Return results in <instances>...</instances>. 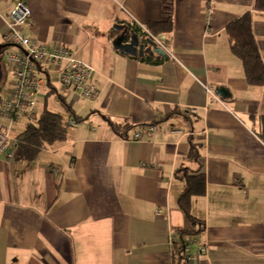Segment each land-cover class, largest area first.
Returning a JSON list of instances; mask_svg holds the SVG:
<instances>
[{"label":"crops","instance_id":"obj_1","mask_svg":"<svg viewBox=\"0 0 264 264\" xmlns=\"http://www.w3.org/2000/svg\"><path fill=\"white\" fill-rule=\"evenodd\" d=\"M18 1L0 0V44ZM24 1L32 14L24 33L92 66L100 96L66 91L50 108L59 82L52 73L37 116L62 114L61 106L81 121L33 161L16 152L29 122L0 118V129L10 131L0 150V264H172L174 234L199 230L179 207L186 182L177 172L199 167L206 192L192 198L191 212L203 229L188 263L264 264V86L250 87L226 33L252 12L264 61V12L253 9L255 0H174V29L165 34L173 58L114 47L120 21L145 33L162 21L159 2ZM1 71L0 89L11 81L8 95L14 72L4 60ZM205 86L230 96L218 95L223 105L211 101ZM151 125L152 134L133 140ZM191 142L200 164L188 158Z\"/></svg>","mask_w":264,"mask_h":264},{"label":"built area","instance_id":"obj_2","mask_svg":"<svg viewBox=\"0 0 264 264\" xmlns=\"http://www.w3.org/2000/svg\"><path fill=\"white\" fill-rule=\"evenodd\" d=\"M31 9L24 0H19L9 15L4 43L16 46L19 52L6 51L3 60L10 67L15 76V83L6 98L0 99V118L10 122L26 118L33 120L37 114L39 91L47 86L52 73H55L63 89L75 94L78 98L96 101L100 90L94 81L95 70L86 62L78 59L68 49L59 45H45L28 37L24 28L30 25ZM149 38L156 46L173 58L166 36H153ZM211 101L223 105L221 98L215 90L205 86ZM157 129L151 125L138 131L133 140L140 141L144 134H152ZM10 141V131L0 129V150L5 149ZM195 240L190 242L187 251L190 253ZM206 251V248L203 249Z\"/></svg>","mask_w":264,"mask_h":264},{"label":"trees","instance_id":"obj_3","mask_svg":"<svg viewBox=\"0 0 264 264\" xmlns=\"http://www.w3.org/2000/svg\"><path fill=\"white\" fill-rule=\"evenodd\" d=\"M159 2L162 6V21L148 24L147 32L137 25L127 23V25L138 35L153 36L170 33L174 29L173 11L174 0H151ZM254 10L264 12V0H255ZM124 23L120 21L119 24ZM226 33L232 53L243 63L246 79L253 88L264 86V61L260 53L257 39L253 27V13L248 12L238 20L232 22ZM146 39H150L147 37ZM5 46H8L4 43ZM49 86L51 85L49 79ZM62 98V97H61ZM81 120L76 115L70 117V121H65L62 114L50 110H45L39 116L29 121L26 130L19 135L16 141L17 156L21 160H35L45 146H52L67 140L70 126L78 124ZM117 129V128H116ZM118 130V129H117ZM258 135L264 142V117L259 120ZM188 158L200 164L201 150L191 142ZM199 167L194 174H190V169L180 168L179 176L185 180L186 188L179 198V207L186 215L187 219L194 225H199V230L178 231L172 239V264H189L190 253L187 248L193 236L199 235L203 229V223L192 215V198L196 195L203 196L206 192V176L201 174Z\"/></svg>","mask_w":264,"mask_h":264},{"label":"water","instance_id":"obj_4","mask_svg":"<svg viewBox=\"0 0 264 264\" xmlns=\"http://www.w3.org/2000/svg\"><path fill=\"white\" fill-rule=\"evenodd\" d=\"M114 30L120 35L114 42V47L123 52L126 55L133 57H143L145 53L151 56L158 55L159 57L169 58L166 52L158 48L151 39L141 38L140 35L136 34L128 25H116ZM6 46L0 44V83L2 80V64H3V53L5 52ZM217 94L223 98L230 96L229 92L225 88H219Z\"/></svg>","mask_w":264,"mask_h":264},{"label":"rangeland","instance_id":"obj_5","mask_svg":"<svg viewBox=\"0 0 264 264\" xmlns=\"http://www.w3.org/2000/svg\"><path fill=\"white\" fill-rule=\"evenodd\" d=\"M2 42H3V41H2ZM2 42H1V38H0V43H2ZM6 49H7L6 51H10V52H11V51L17 50V47L6 46ZM9 71H10V70H9ZM55 75H56V74H55ZM55 75H53V78L56 77ZM10 84H11V81L8 82L7 85L3 86V87L0 89V99H2V98H6V97H7L6 92L9 90V87L11 86ZM54 84H55V87H56L57 90H56V91H53V92L50 94L51 96H50L49 99H48V102H49L50 108H53V107H54V102H55V101H58L57 97H58L59 95H65V92H66V90L62 88L60 82H56V83H54ZM43 103H44V102H43ZM58 110H59L60 112H62V116H63L64 120H65V121H68V117L71 116V113L69 112V110H67V109H65L64 107H61V106H58ZM26 120L29 122V120L26 119V118H23V119H22V122H25Z\"/></svg>","mask_w":264,"mask_h":264}]
</instances>
